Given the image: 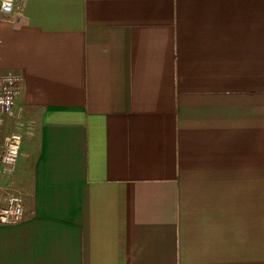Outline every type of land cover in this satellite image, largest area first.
<instances>
[{"label":"crops","instance_id":"obj_1","mask_svg":"<svg viewBox=\"0 0 264 264\" xmlns=\"http://www.w3.org/2000/svg\"><path fill=\"white\" fill-rule=\"evenodd\" d=\"M8 70L0 264H264V0H17Z\"/></svg>","mask_w":264,"mask_h":264},{"label":"built area","instance_id":"obj_2","mask_svg":"<svg viewBox=\"0 0 264 264\" xmlns=\"http://www.w3.org/2000/svg\"><path fill=\"white\" fill-rule=\"evenodd\" d=\"M17 0H0V10L4 14L14 11ZM24 77L12 70L0 73V224L12 225L25 217L24 200L17 191L1 184L4 173L17 162L20 153L21 135L12 132L3 136L7 119L15 116V107L23 89Z\"/></svg>","mask_w":264,"mask_h":264},{"label":"rangeland","instance_id":"obj_3","mask_svg":"<svg viewBox=\"0 0 264 264\" xmlns=\"http://www.w3.org/2000/svg\"><path fill=\"white\" fill-rule=\"evenodd\" d=\"M13 127H15L14 125L12 126L11 124L10 125H8L7 127H6V129H5V133H7V134H5V136H7L8 134H10V133H12V132H17V130H15V131H12V129H14Z\"/></svg>","mask_w":264,"mask_h":264}]
</instances>
